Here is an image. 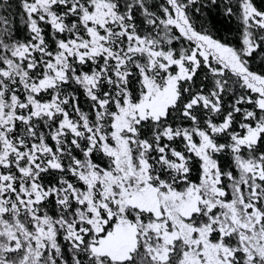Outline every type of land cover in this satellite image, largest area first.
<instances>
[{
	"label": "snow or ice",
	"instance_id": "snow-or-ice-1",
	"mask_svg": "<svg viewBox=\"0 0 264 264\" xmlns=\"http://www.w3.org/2000/svg\"><path fill=\"white\" fill-rule=\"evenodd\" d=\"M0 264H264V8L0 0Z\"/></svg>",
	"mask_w": 264,
	"mask_h": 264
},
{
	"label": "trees",
	"instance_id": "trees-1",
	"mask_svg": "<svg viewBox=\"0 0 264 264\" xmlns=\"http://www.w3.org/2000/svg\"><path fill=\"white\" fill-rule=\"evenodd\" d=\"M255 3L258 7L264 8V0H255ZM208 22L219 35H229V38L235 42L237 22L234 19L231 21L226 20L222 12L214 9L208 15Z\"/></svg>",
	"mask_w": 264,
	"mask_h": 264
}]
</instances>
